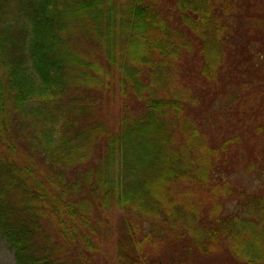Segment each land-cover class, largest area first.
<instances>
[{"label": "trees", "instance_id": "trees-1", "mask_svg": "<svg viewBox=\"0 0 264 264\" xmlns=\"http://www.w3.org/2000/svg\"><path fill=\"white\" fill-rule=\"evenodd\" d=\"M171 1L0 0V233L15 264H194L218 247L264 264V189L226 174L242 139H209L197 93L171 81L185 51L208 85L228 45L261 59L242 22H263L264 0ZM178 183L203 202L182 207Z\"/></svg>", "mask_w": 264, "mask_h": 264}, {"label": "rangeland", "instance_id": "rangeland-1", "mask_svg": "<svg viewBox=\"0 0 264 264\" xmlns=\"http://www.w3.org/2000/svg\"><path fill=\"white\" fill-rule=\"evenodd\" d=\"M240 1L237 0V11L240 9ZM165 10L174 9L171 0H161ZM257 3V0H255ZM252 4V3H251ZM249 9H257L254 7ZM259 11V10H258ZM252 18V19H251ZM247 23L254 34L250 37L251 47L262 46L264 49V20L257 16L249 17ZM178 25V23H177ZM259 31V34L256 32ZM249 35V34H248ZM237 44L240 46V42ZM90 46V45H88ZM85 45L87 49H91ZM236 48L229 46L227 56L232 57L220 71L221 82L219 84L208 85L206 81L198 75L201 62H197L192 52L185 51L176 69L172 70L171 81L173 84H182L181 88L187 92L186 85L189 86L196 96L198 103L194 106L191 116H194L196 123L209 139L219 140L225 136H233L242 139L239 146H233L226 158V174L231 179L234 187L245 190L247 193H255L264 189V138L256 130L257 125L264 124V54L261 59L253 58L255 51H246L245 56H236L228 51ZM242 49H244L242 47ZM256 50V49H255ZM248 55H251L248 57ZM230 62V63H229ZM227 63H229L227 65ZM119 103H104L102 114L110 122H116L119 111ZM103 108V107H102ZM17 121L18 126L22 127ZM17 125H14L15 128ZM17 129V127H16ZM19 133L22 130L18 129ZM16 131V130H15ZM26 133V132H25ZM26 136L31 138V133ZM26 140V139H25ZM24 141V140H21ZM28 140H26L27 142ZM213 141V140H212ZM240 187V188H239ZM178 191L175 194L178 199L187 195L182 200V207L195 206L203 202L202 197L206 193L202 189L195 188L190 184L178 183L174 186ZM194 192H193V191ZM237 203L236 200L231 204ZM227 207V206H226ZM231 207V206H228ZM120 213L108 214L117 222ZM109 249H112L110 247ZM99 264H111V255L98 258ZM0 264H15L14 254L5 239L0 233ZM194 264H235L232 260L231 252L225 247L216 248L210 255H198L194 257Z\"/></svg>", "mask_w": 264, "mask_h": 264}]
</instances>
